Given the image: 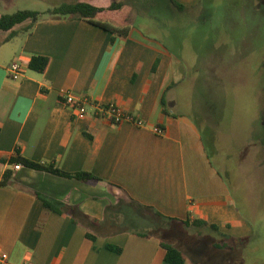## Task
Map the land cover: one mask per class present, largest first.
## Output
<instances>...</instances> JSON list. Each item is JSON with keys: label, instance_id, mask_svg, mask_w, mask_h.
Instances as JSON below:
<instances>
[{"label": "crops", "instance_id": "obj_1", "mask_svg": "<svg viewBox=\"0 0 264 264\" xmlns=\"http://www.w3.org/2000/svg\"><path fill=\"white\" fill-rule=\"evenodd\" d=\"M80 1L103 8L112 3ZM174 1L194 7L202 0ZM148 7V0H129L122 11L131 12L127 37L72 18L44 17L30 33L27 23L19 25L8 41L12 31H0V159L18 149L30 161L55 162L64 172L97 178L84 182L1 164L0 254L8 257L0 264H164L160 239L179 248L185 264H214L215 254L201 253L200 238L186 232L211 231L230 245L253 236L204 137V126L211 140L223 127L177 114L181 105L169 92L196 74H189L182 60L144 29L148 26L137 25ZM36 56L49 59L44 73L28 68ZM13 63L24 66L18 79L7 70ZM63 92L87 103L86 118L74 117L62 102ZM163 97L171 116L163 113ZM109 105L134 122L116 125L98 114L97 107ZM8 169L13 177L3 186ZM36 192L62 202V214L46 209ZM197 220L206 225L191 224ZM216 243L207 248L217 249Z\"/></svg>", "mask_w": 264, "mask_h": 264}, {"label": "rangeland", "instance_id": "obj_2", "mask_svg": "<svg viewBox=\"0 0 264 264\" xmlns=\"http://www.w3.org/2000/svg\"><path fill=\"white\" fill-rule=\"evenodd\" d=\"M12 2L2 0L0 14L17 9L44 13L60 4ZM148 2L137 25L148 26L144 29L182 60L189 74H196L169 92L181 105L177 114L223 127L211 140L204 126L208 151L254 229L250 239L233 243V250L207 248L222 241L211 231L186 235L200 238L199 250L213 252L214 264H264V0H202L182 12L165 0ZM127 15L130 20L131 12Z\"/></svg>", "mask_w": 264, "mask_h": 264}, {"label": "trees", "instance_id": "obj_3", "mask_svg": "<svg viewBox=\"0 0 264 264\" xmlns=\"http://www.w3.org/2000/svg\"><path fill=\"white\" fill-rule=\"evenodd\" d=\"M128 3L129 0H120V1L112 0V3L108 8H103V7L94 6L88 2L75 0L72 3H63L51 10H48L45 13L32 11V10L17 11L16 13L13 14L3 15L0 18V31H12L10 36L6 39V41H8L14 37L16 33L13 31V29L19 25L27 23L25 27V32L30 33L33 27L35 26V24L38 23L44 17L55 18V19L72 18V19H81V20L89 21L92 24L109 31L115 36L127 37L132 23H131V19L129 20L128 18L129 16L127 15V13L125 12L123 13L122 11L128 5ZM169 4H171L180 12L185 10L184 6L176 3L174 0H169ZM110 11L111 12L120 11L122 13H120V16L118 17L116 16L108 17V18L102 17L103 13ZM158 64H159V60H157L153 68L152 71L153 73L156 72ZM48 65H49V59L47 57L36 56L31 59V61L28 64V68L37 73H44ZM100 107L103 108L104 110L108 108V106H100ZM162 108L164 115L171 116L168 103L165 97H163L162 99ZM123 115L126 118L130 117L132 119V122H134V118H132L128 114L123 113ZM109 121L112 124H115L112 118L109 119ZM1 164L3 165L8 164L10 166L22 165L26 168L33 169L36 171L47 172L60 177L75 179L84 182H91L97 180V178H95L93 175L87 172H78V173L64 172L57 167L55 162L37 163L30 161L27 158L21 156L18 149L16 150L15 154L12 157L0 159V165ZM12 177H13V171L11 169L6 170L3 175L1 185L3 186L9 185ZM35 196L38 200H40L43 203V206L46 209L58 214H62V210H61L63 207L62 202H59L51 197H48L46 195L37 192L35 193ZM186 224H190V223L186 222ZM191 224H193L194 226L206 225V223L199 220ZM212 228L218 231L216 227L212 226ZM89 237L95 239V237L93 236H89ZM160 245L166 252L164 258V264H185L186 256L179 248L162 239H160ZM214 247H216L217 249H232V250L235 249V246L233 244L230 245L223 241L214 244ZM108 248L117 253L121 252L120 248H116L113 246H108Z\"/></svg>", "mask_w": 264, "mask_h": 264}, {"label": "built area", "instance_id": "obj_4", "mask_svg": "<svg viewBox=\"0 0 264 264\" xmlns=\"http://www.w3.org/2000/svg\"><path fill=\"white\" fill-rule=\"evenodd\" d=\"M8 73L10 76H12L13 79H18L21 74L24 71V66L20 63H13L11 64L8 68ZM62 102L72 108L74 111V117L77 119H84L88 115V110H87V103L74 96L73 94L69 92H63L60 95ZM97 112L102 114L104 117H106L108 120L113 119L115 124H121L125 121H132L130 117H125L120 109H118L114 105H109L106 110H104L101 107H97ZM138 125H141L140 122H136ZM157 133L159 135H163L164 131L162 129H157ZM22 168L21 165H14L15 170H20ZM7 255L6 254H0V263H5L7 260Z\"/></svg>", "mask_w": 264, "mask_h": 264}]
</instances>
